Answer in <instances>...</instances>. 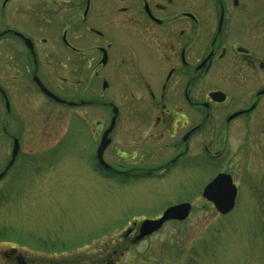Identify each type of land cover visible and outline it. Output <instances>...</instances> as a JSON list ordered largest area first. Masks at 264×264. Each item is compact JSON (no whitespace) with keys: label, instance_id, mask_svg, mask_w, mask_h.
Segmentation results:
<instances>
[{"label":"flooded vegetation","instance_id":"obj_1","mask_svg":"<svg viewBox=\"0 0 264 264\" xmlns=\"http://www.w3.org/2000/svg\"><path fill=\"white\" fill-rule=\"evenodd\" d=\"M41 58L52 69L64 63L67 75L52 77ZM37 95L45 101L34 107ZM46 103L104 108L103 118H80L100 178L209 168L205 184L230 175L236 204L237 171L264 178V0H0V181L24 168L25 120L35 131ZM41 127L51 132L49 120ZM70 131L67 119L63 138L39 134V154L68 146ZM102 141L109 166L97 158ZM249 186L264 195L261 183Z\"/></svg>","mask_w":264,"mask_h":264},{"label":"rangeland","instance_id":"obj_2","mask_svg":"<svg viewBox=\"0 0 264 264\" xmlns=\"http://www.w3.org/2000/svg\"><path fill=\"white\" fill-rule=\"evenodd\" d=\"M54 63L53 70L41 58L52 77H65L64 63ZM32 100L34 107L45 101L42 95ZM41 109L35 131V120H25L22 149L31 154L24 168L0 181V264H264V195L249 186L261 183L264 188V178L253 177L256 171L244 178L247 183L238 176L247 170L237 171L239 198L220 214L202 196L213 176L209 168L193 173L173 167L126 183L100 178L90 170L92 148L80 118H103L104 108L74 107L67 113L64 106L46 103ZM67 119L72 142L39 154V134L47 141L63 138ZM46 120L52 125L49 133L41 127ZM1 140L0 128V159H6ZM37 154L41 162L35 169ZM187 200L191 208L184 219L168 220L138 240L133 234L126 237L132 222Z\"/></svg>","mask_w":264,"mask_h":264},{"label":"water","instance_id":"obj_3","mask_svg":"<svg viewBox=\"0 0 264 264\" xmlns=\"http://www.w3.org/2000/svg\"><path fill=\"white\" fill-rule=\"evenodd\" d=\"M40 85V84H39ZM41 89L44 90L47 94H49L51 97H53L55 100L60 101L61 99L49 92L46 88L41 86ZM71 104V102H69ZM106 143L104 141L101 142V145L98 149V160L105 166H109L103 159H102V149L103 146ZM17 150V141L14 143L13 147V152H12V159L15 156V151ZM220 181L223 183V185L226 186L227 188V194H222L216 190H214L213 186L214 182ZM202 195L211 201L215 207V209L219 213H226L230 211L235 202V197H236V186L232 182V179L230 175L226 173H219L217 174L211 181H209L203 188ZM191 208V205L189 202H179L176 204H171L167 206L161 215L156 218H143L139 223H138V232L135 236H133V241L138 240L146 235H150L151 233L155 232L158 230L164 222L170 219H176V220H182L184 219ZM133 225L135 222L132 223ZM131 230V228H128L125 235Z\"/></svg>","mask_w":264,"mask_h":264},{"label":"snow or ice","instance_id":"obj_4","mask_svg":"<svg viewBox=\"0 0 264 264\" xmlns=\"http://www.w3.org/2000/svg\"><path fill=\"white\" fill-rule=\"evenodd\" d=\"M210 187H213L214 190L222 193V194H227V188L225 185H223L222 182L220 181H217V182H214V185L213 186H210Z\"/></svg>","mask_w":264,"mask_h":264}]
</instances>
